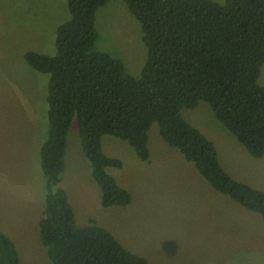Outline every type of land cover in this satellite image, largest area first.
Returning <instances> with one entry per match:
<instances>
[{"label":"trees","instance_id":"1","mask_svg":"<svg viewBox=\"0 0 264 264\" xmlns=\"http://www.w3.org/2000/svg\"><path fill=\"white\" fill-rule=\"evenodd\" d=\"M141 25L146 61L138 77L95 48L96 15L109 0H68L70 18L58 26L55 54L24 56L46 75L38 115L46 122L33 160L42 198L39 238L51 264H151L94 220L79 226L63 186L68 140L77 120L82 151L104 209L133 201L113 171L105 136L128 143L151 162L150 132L194 164L217 192L264 222V191L236 181L221 165L215 143L183 115L207 103L254 158L264 157V0H123ZM41 112V113H40ZM40 121V119H39ZM40 127V126H39ZM0 264H22L15 242L0 228Z\"/></svg>","mask_w":264,"mask_h":264},{"label":"rangeland","instance_id":"2","mask_svg":"<svg viewBox=\"0 0 264 264\" xmlns=\"http://www.w3.org/2000/svg\"><path fill=\"white\" fill-rule=\"evenodd\" d=\"M69 18L68 0H0V228L15 242L22 264H51L39 238L40 171L32 158L46 126L38 113L47 76L30 68L24 56L54 55L57 28ZM96 27L95 48L138 77L146 47L125 2L109 0L96 15ZM259 83L264 85V66ZM183 115L216 144L221 165L234 180L264 191V157L251 156L207 103L184 109ZM149 140L151 162L145 163L128 143L104 137L105 153L124 162L113 175L133 196L129 206L104 209L74 120L63 186L77 224L94 220L151 264H264L261 216L216 192L193 163L163 141L157 124Z\"/></svg>","mask_w":264,"mask_h":264},{"label":"crops","instance_id":"3","mask_svg":"<svg viewBox=\"0 0 264 264\" xmlns=\"http://www.w3.org/2000/svg\"><path fill=\"white\" fill-rule=\"evenodd\" d=\"M221 139H223L228 144H233V141L228 136H221ZM216 145V144H215ZM217 147V146H216ZM218 150V149H217ZM200 182V180L198 181ZM215 190V189H214ZM216 191V190H215ZM217 192V191H216ZM219 193V192H218ZM221 194V193H220ZM224 196V195H223Z\"/></svg>","mask_w":264,"mask_h":264}]
</instances>
